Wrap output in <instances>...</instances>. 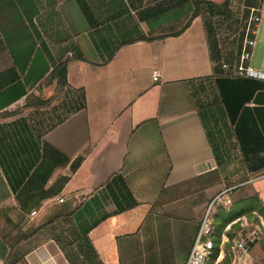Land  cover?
I'll use <instances>...</instances> for the list:
<instances>
[{"label": "crops", "instance_id": "crops-1", "mask_svg": "<svg viewBox=\"0 0 264 264\" xmlns=\"http://www.w3.org/2000/svg\"><path fill=\"white\" fill-rule=\"evenodd\" d=\"M191 1L0 0V234L30 233L11 250L0 237V264H182L225 183L264 199L247 182L264 172V80L220 65L246 14L218 19L229 44L204 13L171 35ZM236 1L261 15L248 64L264 70V0ZM76 50L66 78L83 109L1 115L49 96V71Z\"/></svg>", "mask_w": 264, "mask_h": 264}, {"label": "trees", "instance_id": "trees-1", "mask_svg": "<svg viewBox=\"0 0 264 264\" xmlns=\"http://www.w3.org/2000/svg\"><path fill=\"white\" fill-rule=\"evenodd\" d=\"M192 7L191 12L188 15L185 23L182 25V27L170 33L171 35H178L185 31L191 24L192 20L202 15L203 13L207 17V22H205V25L207 26V31L210 32V20L211 18H218L221 20H229L232 16V10L230 7L231 0H222L221 2H214L211 0H192ZM83 9L85 10V7L82 4ZM249 12V8H247V13ZM246 13L244 24L241 30V33L239 35V43H238V50L236 58L240 52L241 48V42L244 36V30L246 25V19L248 14ZM139 40H154L155 38L151 37H145L140 36L138 37ZM134 39L123 41L122 44H127L130 42H133ZM213 46V44H211ZM211 46V47H212ZM70 59H79L83 60L82 54L80 51L76 50L75 53L72 55V57H67L63 60L58 61L52 69L48 73L49 80H54L53 85V92L47 96L46 98H39L35 97L32 99V101H27L26 105H31L35 109L40 108H56L55 105H52L56 100L60 102L59 108L63 109V114H68L71 112H74L76 110L83 109L85 107V97L82 89H77L71 91V94H69V88H68V82L66 78V66ZM223 74V73H222ZM224 75V74H223ZM76 93V94H75ZM19 110H13L11 112H3L1 115H9V114H15ZM62 118H58V122H60ZM52 127V126H51ZM50 127V128H51ZM235 185L232 183L230 186ZM213 206V205H212ZM211 206V207H212ZM211 209V208H210ZM256 211L263 219L264 222V203L259 199L257 194L245 197L244 199H241L240 201L236 203H229L227 201L223 202L221 204V207H219L216 214L212 215V219L214 220L212 223L214 227V234H213V253L211 255L212 260L215 258L218 252V244L220 241V236L224 232V227L231 223L236 218L245 215L250 214L251 212ZM56 217L51 219L50 221H47L40 226H38L33 231L39 230L42 227L46 226L47 224L51 223L53 220H55ZM5 221L7 223H11V221L5 217ZM235 223H232L230 225V229L233 227ZM32 231V232H33ZM30 233H25L21 228L20 224H13L12 229L0 234L1 239L7 244L8 249L11 250L16 246L21 240L27 238ZM225 234L230 237L231 232L229 230L225 231ZM261 247L264 250V241L261 243ZM225 263L228 261L226 255L224 256Z\"/></svg>", "mask_w": 264, "mask_h": 264}, {"label": "built area", "instance_id": "built-area-1", "mask_svg": "<svg viewBox=\"0 0 264 264\" xmlns=\"http://www.w3.org/2000/svg\"><path fill=\"white\" fill-rule=\"evenodd\" d=\"M261 19L260 13L255 8H249L248 16L246 19V25L244 30V36L241 42L240 52L237 56V62L230 66L226 63H221V70L223 73H232L237 76L241 77H251L256 79L264 80V70H257L254 69L252 66L248 64L252 56V49L255 44V37L258 32V26ZM71 56V52H67L64 55V59ZM153 79H156L157 74L153 73ZM264 178V172L256 175L255 177L251 178L249 181H255L257 179ZM241 184H236L232 187H228L217 195H215L212 200L209 202L206 212L202 215L195 236L191 243L189 252L187 257L185 258L182 264H209V261H213L214 264H219L224 257V250L223 245L230 243V250H231V264H244L247 260L249 255V247L247 244V239L245 236H242L240 233H237L235 236L229 238L225 232H223L220 236V243L218 244L219 251L217 255L212 260V253H213V234H214V227L210 222L208 215L212 204L219 198L227 190L233 189L238 187ZM221 193V194H220ZM34 211H31L33 214ZM260 223L263 224V219L259 215ZM241 220V221H240ZM240 221V225H246L247 220L245 217H239L233 220L231 223L227 224L224 227V230L227 231L230 229V225L232 223H236Z\"/></svg>", "mask_w": 264, "mask_h": 264}, {"label": "rangeland", "instance_id": "rangeland-1", "mask_svg": "<svg viewBox=\"0 0 264 264\" xmlns=\"http://www.w3.org/2000/svg\"><path fill=\"white\" fill-rule=\"evenodd\" d=\"M231 9L233 11V13L237 14V16L239 17H243L246 13H247V9L244 6L239 5V3H234L233 5H231ZM248 14V13H247ZM239 17V18H240ZM230 22L226 23L223 22L221 20H218V18H213L211 19V25L214 28V32L218 33L219 36H221L222 38L221 43H227L229 44L232 41V37L233 34L236 36V33L233 32L234 30V26L230 27ZM235 31V30H234ZM240 33V32H239ZM234 36V37H235ZM13 58L15 59V57L13 56ZM41 58V55H36L34 56V60L33 62H31V65L29 66V69L27 71H30L34 68L35 64H38V59ZM17 62V60H16ZM237 62V58L235 59V61L233 63H228L226 61H221V63H226L230 66L234 65ZM220 63V65H221ZM19 65V63H18ZM253 67V66H252ZM59 104H61L60 102H55L53 105H56V108H51L48 110V113H51L53 116L51 117L52 119H55L56 116H60L63 115V109L59 108ZM26 104H21L18 105V107H13L12 110H26ZM44 111V110H43ZM42 111V112H43ZM41 112V113H42ZM55 115V117H54ZM37 118H33L31 117V119H36L37 122L38 120L42 119L41 116H36ZM54 117V118H53ZM48 120L46 121V125L43 127H47L48 125H50L53 120ZM41 128V127H40ZM227 168H229V170L232 168L231 166H226ZM239 173H236V175ZM230 183H225V189L228 187H232L229 185ZM236 185V184H235ZM254 187H258L260 186L261 188L264 187V178L261 179H257L253 182ZM241 187H235L233 189L227 190L226 192H224L222 195L219 196V198L212 204L213 206L211 207L210 211L208 212V218L209 220L212 221L213 223V219H212V215L216 214V212L218 211L219 207H221V204L225 201L229 202V203H236L238 201H240L241 199H244L245 197L241 198L240 196V191H241ZM237 191V192H236ZM255 194L257 193V191L254 189ZM240 192V193H239ZM260 199V198H259ZM262 201V203H264V199H260ZM206 212V211H205ZM243 217H245V219L247 220V224L241 226L239 223L240 221L236 222L233 227L231 229H229V231L231 232V237L235 236L237 233H240L242 236L246 237V241L249 247V255L247 257V260L245 261L244 264H264V250L261 247V243L264 241V222L263 224L260 223V218L258 217L259 214L256 211L251 212L250 214H245L242 215ZM240 216V217H242ZM225 232V230H224ZM220 243V242H219ZM223 250H224V256L226 255L228 261L225 263L224 257L221 260V262L219 264H231V250H230V243L224 244L223 245ZM218 251H219V247H218ZM209 264H214L213 261H209Z\"/></svg>", "mask_w": 264, "mask_h": 264}, {"label": "water", "instance_id": "water-1", "mask_svg": "<svg viewBox=\"0 0 264 264\" xmlns=\"http://www.w3.org/2000/svg\"><path fill=\"white\" fill-rule=\"evenodd\" d=\"M221 194V193H220Z\"/></svg>", "mask_w": 264, "mask_h": 264}]
</instances>
